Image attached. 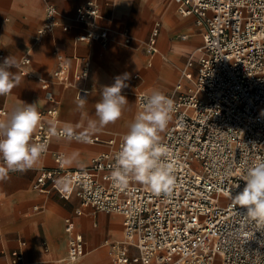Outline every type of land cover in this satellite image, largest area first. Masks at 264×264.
<instances>
[{
	"label": "built area",
	"instance_id": "built-area-1",
	"mask_svg": "<svg viewBox=\"0 0 264 264\" xmlns=\"http://www.w3.org/2000/svg\"><path fill=\"white\" fill-rule=\"evenodd\" d=\"M45 1L46 19L39 34L57 25L58 9L53 0ZM183 15H194L204 28L203 53L198 60L195 87L178 82L174 112L161 142L170 152L175 185L168 195H157L148 186L129 180L123 189L114 186L111 172L122 139L89 138L72 131L70 139L101 141L113 146L96 156L84 168H70L63 151L55 153L56 166L43 168L35 189L55 191L64 199L77 196L82 206L124 216V241L113 243L112 264H256L253 253H264V225L248 218L232 199L245 182L247 165L264 159V0H176ZM100 4L89 0L77 8L76 21L85 25L81 41L99 38L107 47L110 30L99 28ZM68 30V25H62ZM159 25L151 32L148 44L158 51ZM130 42V37L126 38ZM9 56L0 48V63ZM25 57L22 65L29 64ZM193 61L189 62V66ZM91 61L85 60L80 73H71L70 60L58 53L53 77L63 85L87 79ZM22 72L25 73L24 70ZM185 77L193 78L192 71ZM151 94L139 92L138 104ZM142 108V107H141ZM7 111L0 108V119ZM53 116V109L41 111ZM61 127L48 128L41 121L34 142L47 143L53 136L69 138ZM44 153V154H46ZM0 164H4L0 159ZM231 167V174L226 169ZM36 209L38 207H35ZM78 215L82 209L76 210ZM70 234L68 254L63 264H75L86 252L84 235L76 231L72 217L66 218ZM27 245L20 240L12 252L14 264H30L24 257ZM132 247L136 253L128 250ZM259 264H264L261 258Z\"/></svg>",
	"mask_w": 264,
	"mask_h": 264
},
{
	"label": "crops",
	"instance_id": "crops-1",
	"mask_svg": "<svg viewBox=\"0 0 264 264\" xmlns=\"http://www.w3.org/2000/svg\"><path fill=\"white\" fill-rule=\"evenodd\" d=\"M86 1L89 0H53L59 12L57 25L39 34L46 19L44 0H0V48L16 58L17 67L10 71L20 78L8 95L0 96V108L7 111L4 118L22 102L36 104L39 112L53 109V116L42 118L48 128L61 127L89 138L118 140L142 111L137 100L139 92L151 94L159 90L175 96L179 93L178 82L184 83L183 91L190 86L185 77L187 70L196 80L204 28L196 23L194 15L179 13L176 0H94L101 9L99 28L110 30L107 47L99 38L91 42L78 38L85 25L76 21V12ZM156 24L160 29L158 51L152 53L148 41ZM62 25L69 29L64 30ZM127 37L130 42H126ZM58 53L70 60L73 76L82 71L89 58L87 79L73 77V82L65 86L54 78ZM25 57L30 62L22 65ZM125 75L126 87L121 94L129 104L115 123L100 127L95 104L101 90ZM80 102L83 107H78ZM89 121L97 122L95 130L89 128ZM112 150V145L101 141L53 136L50 151L33 169L8 172L7 178L0 180V264H14L12 252L19 248L20 240L27 242L23 253L30 264H63L69 248L68 217L74 219L76 231L86 241V252L75 264H112V244L125 239L122 214L82 206L75 195L64 199L55 191L42 193L34 187L43 168L56 166V152H65L68 167L84 168L96 156ZM79 208L80 215L76 213ZM128 250L136 253L132 247Z\"/></svg>",
	"mask_w": 264,
	"mask_h": 264
},
{
	"label": "clouds",
	"instance_id": "clouds-1",
	"mask_svg": "<svg viewBox=\"0 0 264 264\" xmlns=\"http://www.w3.org/2000/svg\"><path fill=\"white\" fill-rule=\"evenodd\" d=\"M17 67V60L7 56L0 63V96L8 95L17 86L19 76L10 69ZM127 75L117 77L111 86H104L100 100L95 104V114L100 127L115 123L123 114L128 103L121 91L126 87ZM15 81V83H14ZM83 107V102L78 104ZM140 111L122 137V145L115 156V167L111 172L114 186L123 189L134 180L148 186L157 195H168L175 185L173 163L170 152L161 142L160 133L168 126L174 112V101L159 90H153L144 98ZM42 121L36 104H25L15 108L4 119H0V159L5 167H0V180L7 178L8 172H27L33 169L47 151V143L34 142L33 135ZM89 128H97L96 121H89ZM71 138V129L66 130ZM80 139V137H76ZM247 165L243 188L232 196L236 205L242 208L248 218L264 225V159ZM231 167L226 175L231 174ZM264 247V242H261ZM259 264L264 253L253 252Z\"/></svg>",
	"mask_w": 264,
	"mask_h": 264
},
{
	"label": "bare ground",
	"instance_id": "bare-ground-1",
	"mask_svg": "<svg viewBox=\"0 0 264 264\" xmlns=\"http://www.w3.org/2000/svg\"><path fill=\"white\" fill-rule=\"evenodd\" d=\"M189 84L192 85L193 87H195V77L193 76V78L189 81ZM121 239V238H120Z\"/></svg>",
	"mask_w": 264,
	"mask_h": 264
},
{
	"label": "rangeland",
	"instance_id": "rangeland-1",
	"mask_svg": "<svg viewBox=\"0 0 264 264\" xmlns=\"http://www.w3.org/2000/svg\"><path fill=\"white\" fill-rule=\"evenodd\" d=\"M123 136H118V141H120L122 139Z\"/></svg>",
	"mask_w": 264,
	"mask_h": 264
}]
</instances>
